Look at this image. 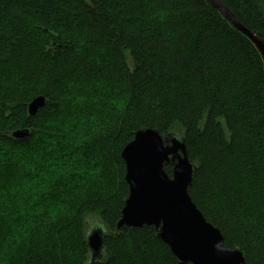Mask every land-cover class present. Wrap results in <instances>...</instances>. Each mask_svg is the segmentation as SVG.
Returning <instances> with one entry per match:
<instances>
[{"label":"trees","instance_id":"16d2710c","mask_svg":"<svg viewBox=\"0 0 264 264\" xmlns=\"http://www.w3.org/2000/svg\"><path fill=\"white\" fill-rule=\"evenodd\" d=\"M219 1L264 43V0ZM146 129L185 138L192 201L247 264H264L252 40L209 0H0V264H88L90 217L109 232L95 264H180L153 227L116 233L121 153Z\"/></svg>","mask_w":264,"mask_h":264},{"label":"water","instance_id":"95a60500","mask_svg":"<svg viewBox=\"0 0 264 264\" xmlns=\"http://www.w3.org/2000/svg\"><path fill=\"white\" fill-rule=\"evenodd\" d=\"M227 19L256 45L264 59V43L243 27L219 0H209ZM46 104L44 97L29 105L30 116ZM30 131L12 134L25 140ZM126 166L125 181L129 196L125 201L116 233L127 228L153 227L158 239L169 247L180 264H247L240 249H230L221 231L209 223L189 195L197 172L180 133L162 137L158 131H138L121 153ZM172 168L170 176L165 168ZM109 233L98 220L87 231L89 263L100 262L104 241Z\"/></svg>","mask_w":264,"mask_h":264},{"label":"rangeland","instance_id":"374dc122","mask_svg":"<svg viewBox=\"0 0 264 264\" xmlns=\"http://www.w3.org/2000/svg\"><path fill=\"white\" fill-rule=\"evenodd\" d=\"M91 222H92V218L90 217V218L88 219V223H87V227H88V229H89V227H90V225H91Z\"/></svg>","mask_w":264,"mask_h":264}]
</instances>
